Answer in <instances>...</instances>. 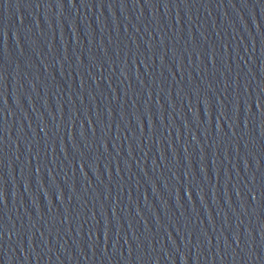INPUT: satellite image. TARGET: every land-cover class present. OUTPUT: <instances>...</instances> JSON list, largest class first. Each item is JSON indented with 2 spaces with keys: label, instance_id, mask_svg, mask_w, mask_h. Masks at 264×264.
Listing matches in <instances>:
<instances>
[{
  "label": "water",
  "instance_id": "obj_1",
  "mask_svg": "<svg viewBox=\"0 0 264 264\" xmlns=\"http://www.w3.org/2000/svg\"><path fill=\"white\" fill-rule=\"evenodd\" d=\"M0 264H264V0H0Z\"/></svg>",
  "mask_w": 264,
  "mask_h": 264
}]
</instances>
